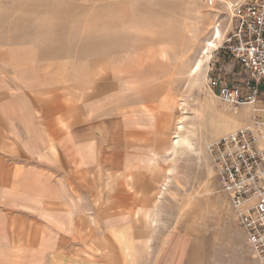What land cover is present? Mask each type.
I'll return each instance as SVG.
<instances>
[{"label":"rangeland","instance_id":"374dc122","mask_svg":"<svg viewBox=\"0 0 264 264\" xmlns=\"http://www.w3.org/2000/svg\"><path fill=\"white\" fill-rule=\"evenodd\" d=\"M220 1L0 0V149L24 164L50 163L67 201L51 207L72 213L61 228L63 258L257 264L205 150L247 114L208 86L238 70L223 48L226 4L235 0ZM114 58L124 60L119 77L109 69ZM85 106L97 168L80 157ZM19 116L44 140L29 137ZM177 134L184 142L173 153ZM39 145L46 156L21 153Z\"/></svg>","mask_w":264,"mask_h":264},{"label":"built area","instance_id":"2783aa9c","mask_svg":"<svg viewBox=\"0 0 264 264\" xmlns=\"http://www.w3.org/2000/svg\"><path fill=\"white\" fill-rule=\"evenodd\" d=\"M224 29V49L238 65L231 82L209 77L208 86L234 113L246 105L241 124L205 145L212 171L229 200L257 264H264V0H235Z\"/></svg>","mask_w":264,"mask_h":264},{"label":"crops","instance_id":"0c3cea01","mask_svg":"<svg viewBox=\"0 0 264 264\" xmlns=\"http://www.w3.org/2000/svg\"><path fill=\"white\" fill-rule=\"evenodd\" d=\"M2 66L0 64V69ZM84 113L88 116L83 121L81 162L85 167L94 165L97 168L101 165V156L93 132L95 128L91 125L90 106H85ZM18 118L29 137L44 140L39 128H29L26 117ZM30 150L32 153L25 150L21 153L24 157L46 156L40 145ZM83 157L87 158L85 162ZM21 159H14L0 149V264H83V261L67 260L61 254L67 250V244L62 242L65 235L61 228H66L69 216L66 207V210L51 207L53 202L60 205L64 202L66 206L67 201H63L62 191H57V187L61 189V183L51 179L50 163L45 159L24 164ZM227 203L231 209L228 197ZM92 264L106 263L92 261Z\"/></svg>","mask_w":264,"mask_h":264},{"label":"bare ground","instance_id":"6f19581e","mask_svg":"<svg viewBox=\"0 0 264 264\" xmlns=\"http://www.w3.org/2000/svg\"><path fill=\"white\" fill-rule=\"evenodd\" d=\"M220 1V0H219ZM222 2V1H220ZM229 3V1H227ZM212 37H214V39L216 38H219L220 37V30L219 28L215 27L213 33H212ZM217 45L216 42H214V40H209L208 42H206V49H205V55L208 56V48L209 46L210 47H215ZM204 51V50H203ZM164 56V53L162 54V57ZM124 60H117L116 58L114 59H110L108 60V65H109V69H110V72L112 71V76L113 77H119V73H121L123 71V69H121L122 67V62ZM202 66V60L199 59L194 65L193 67L189 70V75H194L196 74L200 68ZM180 128H182V125H179ZM184 142V137L180 136V135H175L174 138H172L171 140V148H172V152L173 153H176L177 152V149L180 147V145ZM87 158L83 157V161L85 162ZM91 160V157L90 159ZM221 191V190H220ZM219 191V192H220ZM161 192V191H160ZM216 192V191H215ZM207 193V192H206ZM214 193V192H213ZM157 200V199H155ZM153 206V205H152ZM70 213H71V210L68 211V216H70Z\"/></svg>","mask_w":264,"mask_h":264}]
</instances>
